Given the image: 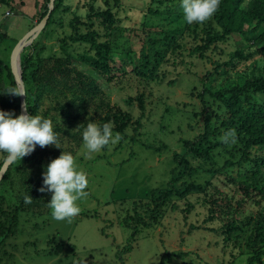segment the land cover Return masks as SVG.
I'll list each match as a JSON object with an SVG mask.
<instances>
[{
	"label": "trees",
	"instance_id": "trees-1",
	"mask_svg": "<svg viewBox=\"0 0 264 264\" xmlns=\"http://www.w3.org/2000/svg\"><path fill=\"white\" fill-rule=\"evenodd\" d=\"M84 2L72 6L67 5L65 0H54L42 35L55 24L59 13L71 11L73 14L68 24L70 34L59 41L60 55L53 53L44 56L40 45L41 36L21 53L27 113L51 120L60 149L53 145L44 148L37 146L30 155L21 158L17 168L15 164L18 160L7 169L4 178L13 187L18 177L19 189L15 190L16 204L10 205L0 196V248L17 235L22 213H46L52 194L39 191L43 180L37 171L42 165L58 158L62 152L74 156L88 122L100 125L111 122L113 131L123 138V132L132 124V117L128 112L111 105L104 91L105 85H117L129 73H134L146 82L160 84V70L170 61L175 63L176 52L184 51L191 56L202 57V52L214 50L216 44L227 43L231 36L237 35L249 42L254 51L240 50L230 56L227 62H214L213 71L206 73V78L223 69L234 74L233 79L228 78V86L219 87L215 93L203 89L199 95L205 107L203 98L206 95L212 97L218 102L219 111L212 117L203 108L205 114L201 133L195 139L183 142L184 155L173 156L180 172L172 173L165 189H153L143 201L134 202L131 215L123 219V225L131 230V235L125 248L118 249L115 256L121 264H125L124 256L133 250L131 243L137 240L140 228L158 226L167 211L178 209L174 203L178 199H183L193 207L188 201L190 196H195L207 206V222L217 225L215 229H204L220 237L223 251L228 248L239 250L238 255H231L230 262L219 264H233L235 259L243 255L239 249L243 239L245 264H262L264 209L254 213L246 209L244 203L245 197L259 196L264 201V157L257 155L258 151L264 150V72H253L252 76L246 73L247 64L259 56L258 45L264 42V0H221L215 15L203 24H187L184 21L180 0H149L141 23L143 32L135 35L140 48L135 60L129 54L119 59L115 55L118 50L116 40L129 30L120 20L118 12L107 5H100L98 0ZM119 2L116 0L117 7ZM47 13L48 9L39 21ZM62 21V18L58 19L60 26ZM133 30L136 31L135 28ZM189 38L193 46L186 49L181 43L187 44ZM9 40L0 28V43ZM3 69L9 79V86L4 89L0 85V93L18 89L10 67L0 60V71ZM169 84L175 85V82ZM15 97L10 95L8 100L4 94H0V110L8 112L14 106ZM136 100L141 105V113L136 120L137 130L143 117L142 97L129 98L126 104L132 105ZM229 130H235L236 143L225 145L220 138ZM223 154L227 157L217 169V158ZM187 156L207 162L211 169L206 172L214 180L221 178L225 186L232 189L240 187L244 196L239 200L235 194L211 188L210 183H195L193 178L197 177L198 169L190 166ZM244 165H251L249 172L254 178H251L250 184L237 182L228 173L231 168L238 167L241 170ZM186 178L192 181L186 183L183 181ZM28 195L32 199L31 203H25ZM197 229L191 227L189 232H196ZM189 255L187 252L172 254L164 251L159 264H170L173 258Z\"/></svg>",
	"mask_w": 264,
	"mask_h": 264
},
{
	"label": "rangeland",
	"instance_id": "rangeland-1",
	"mask_svg": "<svg viewBox=\"0 0 264 264\" xmlns=\"http://www.w3.org/2000/svg\"><path fill=\"white\" fill-rule=\"evenodd\" d=\"M84 1L65 0L67 5L72 6L79 2L85 3ZM98 3L118 12L120 20L129 29L116 40L117 59L129 54L135 60L140 50L135 35L143 32L141 23L149 0H120L118 7L116 0H98ZM49 7L46 0H0V28L10 38L9 41L0 43V60L8 67L16 44L41 22V15ZM61 18L62 26L58 22ZM72 19L71 11L59 13L55 24L47 33L38 34L36 39L41 36L40 45L44 56L61 54L59 41L70 34L68 24ZM181 45L189 49L193 46L192 40L189 38L187 44ZM243 49L254 51L249 42L233 35L227 43H218L214 50L202 52V57L191 56L184 51L176 52L175 63L170 61L162 66L160 84L146 82L134 73H129L117 85H105L104 91L111 105L128 112L132 117V124L117 143L106 146L91 158L85 154L83 141L79 144L73 157L78 169L83 170L88 179L85 190L88 194L78 201L80 213L70 221L53 219L49 208L41 215L22 213L17 235L0 248V264H121L115 256L116 251L125 248L131 235V230L123 225V219L131 215L134 202L143 201L153 189L166 187L172 173L180 172L173 156L184 155L183 142L191 141L201 133L205 114L203 108L212 117L219 111L217 101L206 95L203 98L205 107L199 95L203 89L215 93L219 87L228 86V78H234V74L225 69L209 78L205 77L206 73L213 71L214 62H227L230 56ZM257 50L259 56L247 64L246 73L249 76L253 72H264V42L258 45ZM20 57L21 54L18 61ZM171 82H175V85H170ZM0 85L4 89L9 86L4 69L0 71ZM4 97L9 100L10 95L4 94ZM137 97H142L143 100V117L136 130L141 105L138 100L127 105L126 100ZM19 104V98L15 97L14 106L8 112L19 116ZM257 155L264 157V150L258 151ZM225 157L227 155L223 154L217 158V169L223 164ZM5 160L6 154L0 153V170ZM187 160L191 167L198 169L197 177L193 178L195 183H210L211 188L235 194L239 200L244 196L240 187L232 189L226 187L221 178L214 180L206 172L211 169L207 162L191 156H187ZM19 163L20 161L15 164V168ZM47 165L38 169L39 175H42ZM250 170L251 165H244L241 170L233 167L228 173L237 182L250 184L254 178ZM183 181L190 183L192 180L186 178ZM18 184V177L13 187L4 177L0 181V196L10 205L16 204L15 190L19 189ZM245 199L246 209L254 213L264 209V201L259 196ZM182 200L174 202L178 209L167 211L158 226L139 229L137 240L131 243L133 250L124 256L125 264H159L164 251L172 254L190 253L189 256L173 258L170 264H219L230 262L231 255H238V249L228 248L223 251L220 237L204 229H215L217 225L207 222L208 209L202 200L190 196L188 203L193 207ZM191 227L198 229L196 232H189ZM244 241L241 240L239 244L243 255L235 259L233 264H245Z\"/></svg>",
	"mask_w": 264,
	"mask_h": 264
},
{
	"label": "clouds",
	"instance_id": "clouds-1",
	"mask_svg": "<svg viewBox=\"0 0 264 264\" xmlns=\"http://www.w3.org/2000/svg\"><path fill=\"white\" fill-rule=\"evenodd\" d=\"M221 0H180L183 19L187 24H203L217 12ZM0 94L25 96L19 89H9ZM28 107L24 105V114L15 116L13 112L0 111V153L6 154L7 163L20 161L30 155L37 146L49 145L58 147V137L53 130L51 120L40 115H28ZM15 116V118H13ZM111 122L102 125L88 122L82 132L85 154L91 158L106 146L117 143L121 137L113 133ZM225 145L236 143L235 130H229L221 138ZM43 186L41 192L51 193L47 203L53 219L57 221L71 220L81 209L78 201L87 196V175L79 170L71 153L62 152L52 160L42 172ZM28 195L25 203H31Z\"/></svg>",
	"mask_w": 264,
	"mask_h": 264
},
{
	"label": "water",
	"instance_id": "water-1",
	"mask_svg": "<svg viewBox=\"0 0 264 264\" xmlns=\"http://www.w3.org/2000/svg\"><path fill=\"white\" fill-rule=\"evenodd\" d=\"M50 7L48 10L47 15L41 20V22L34 27L32 30H30V32L25 35L14 47V50L12 52L11 55V60H10V69L11 72L13 73L14 76V82L17 86V88L22 91L25 92L24 90V85L22 82V71H21V65H20V61L17 64V58L19 56V54L22 53V51L28 47L29 45L32 44V42L36 39V37L38 36V34L42 31V29L44 28V26L46 25V22L49 18V14L51 12V10L53 9L54 6V0H50L49 1ZM19 100H20V115L24 114V105H25V96H19ZM28 114V113H27ZM12 163H7V161L5 160L1 170H0V181L3 179L7 169L9 168V166Z\"/></svg>",
	"mask_w": 264,
	"mask_h": 264
},
{
	"label": "bare ground",
	"instance_id": "bare-ground-1",
	"mask_svg": "<svg viewBox=\"0 0 264 264\" xmlns=\"http://www.w3.org/2000/svg\"><path fill=\"white\" fill-rule=\"evenodd\" d=\"M19 63V61L17 60V64Z\"/></svg>",
	"mask_w": 264,
	"mask_h": 264
}]
</instances>
